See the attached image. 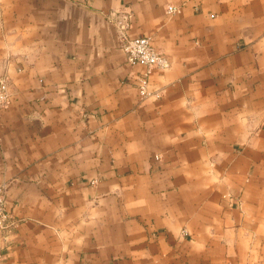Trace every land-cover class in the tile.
Wrapping results in <instances>:
<instances>
[{
    "label": "crops",
    "instance_id": "crops-1",
    "mask_svg": "<svg viewBox=\"0 0 264 264\" xmlns=\"http://www.w3.org/2000/svg\"><path fill=\"white\" fill-rule=\"evenodd\" d=\"M0 77V264H264V0H0Z\"/></svg>",
    "mask_w": 264,
    "mask_h": 264
},
{
    "label": "built area",
    "instance_id": "built-area-1",
    "mask_svg": "<svg viewBox=\"0 0 264 264\" xmlns=\"http://www.w3.org/2000/svg\"><path fill=\"white\" fill-rule=\"evenodd\" d=\"M172 7L167 8V13H173ZM121 39L123 41V51L126 54L127 62L131 65L139 64L143 67L135 77L134 86L139 99L144 100L151 96L155 97L149 90V76L153 70L166 71L170 67V62L166 56L158 52L152 45L150 37H127L124 35L130 27V16L127 14L114 18ZM8 102V85L4 77H0V109L4 108ZM17 224L11 211L7 207L6 187L0 185V230L13 228Z\"/></svg>",
    "mask_w": 264,
    "mask_h": 264
}]
</instances>
